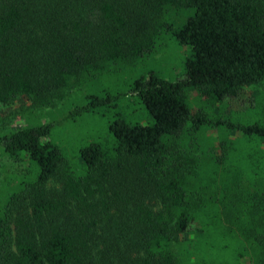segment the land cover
Instances as JSON below:
<instances>
[{
    "label": "trees",
    "instance_id": "trees-1",
    "mask_svg": "<svg viewBox=\"0 0 264 264\" xmlns=\"http://www.w3.org/2000/svg\"><path fill=\"white\" fill-rule=\"evenodd\" d=\"M180 10L193 13L174 27L166 15ZM168 28L191 48L185 76L138 78L154 123L117 117L111 146L80 149L85 173L51 122L4 130L18 102L54 105L108 63L154 51ZM261 85L264 0H0V148L26 164L0 180V264H264V152L236 156L221 140L203 158L193 141L210 125L264 144V117L212 121L188 102L190 89L217 107ZM91 99L80 113L106 102ZM252 101L264 110V91Z\"/></svg>",
    "mask_w": 264,
    "mask_h": 264
},
{
    "label": "rangeland",
    "instance_id": "rangeland-1",
    "mask_svg": "<svg viewBox=\"0 0 264 264\" xmlns=\"http://www.w3.org/2000/svg\"><path fill=\"white\" fill-rule=\"evenodd\" d=\"M191 13L193 10H180L174 14L170 11L166 19L174 24V27H178ZM190 55L189 46L180 44L171 29H163L154 51L143 55L134 64L108 63L102 72L83 80L82 84L70 89L67 96L62 100L58 99L54 105L32 112L26 110L29 101L18 102L8 115L10 121L4 130L14 131V128L20 126L51 122L53 129L50 139L61 147L77 173H85L80 149L91 142H102L111 146L115 139L109 130V124L117 117H122L130 123H154V118L145 104L132 91L135 81L142 76H148L152 71L170 80L183 78L186 60ZM261 91H264V85L246 87L239 97L230 98L223 105L213 107L196 89H190L188 102L194 112L204 111L212 121L223 117L234 123H250L264 117L263 107L253 105L252 101V96ZM93 95L104 97L106 102L96 105L93 110L80 113V107L87 105ZM10 109L7 108L5 112L11 111ZM207 126L205 136L210 140H193H201L204 144L203 153L201 152L203 158L212 153L219 155L221 140L232 144L236 156L251 150L264 152V144H260L262 140L259 138H254L248 143L245 135L234 127H226L222 131L221 128ZM184 139H189L188 135H184ZM25 168V163L7 155L0 148L1 184L7 183L9 176L21 177ZM49 185L55 187L57 184L51 181Z\"/></svg>",
    "mask_w": 264,
    "mask_h": 264
}]
</instances>
